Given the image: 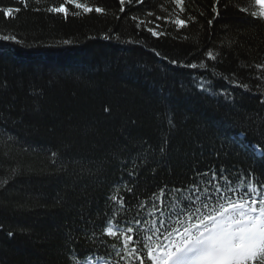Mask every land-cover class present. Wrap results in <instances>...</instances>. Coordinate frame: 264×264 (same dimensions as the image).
<instances>
[{
  "label": "trees",
  "instance_id": "16d2710c",
  "mask_svg": "<svg viewBox=\"0 0 264 264\" xmlns=\"http://www.w3.org/2000/svg\"><path fill=\"white\" fill-rule=\"evenodd\" d=\"M62 2L44 0L37 5L26 0L25 7L18 0H0V9L21 8L13 19L0 11V35H16L23 42L0 41V264H70L69 227H84L82 213L94 221L91 227L102 231L108 218L103 214L111 215L106 197L121 178L134 191L121 188L127 203L117 218L129 220L138 212L147 214L139 205L147 204L161 186L182 184L195 171L223 165L233 171L251 170L264 180V157L251 148L264 146V135L247 119L264 124V89L233 88L212 77L211 71L169 63L204 60L211 67L213 62L203 53L218 47L229 30L235 35L239 29L243 47L229 52L216 70L218 76L234 73L254 87L256 70L245 65L264 60V25L252 24L238 7L225 8L224 3L208 25L213 0H185L181 18L191 14L196 20L179 31L164 19L155 20L175 18L170 0L125 4L123 13L119 0H82L105 7L107 15L64 18L43 10ZM247 3L233 0V5ZM132 16L154 22L147 27L160 24L157 30L168 35L156 38L144 26L138 30ZM105 34L119 39L104 40ZM64 40L71 43L65 45ZM202 75L213 81L211 92L197 89L195 81ZM220 89L230 91L233 99L225 100ZM165 139L167 150L161 153ZM142 144L152 147L150 163L139 167L133 182L121 170L123 159L110 154L138 160ZM52 152L58 154L55 165ZM76 161L94 170L104 166L98 175L81 174ZM103 239L106 243L96 249L100 255L110 251L112 243L119 246L115 238Z\"/></svg>",
  "mask_w": 264,
  "mask_h": 264
},
{
  "label": "snow or ice",
  "instance_id": "6c2138e0",
  "mask_svg": "<svg viewBox=\"0 0 264 264\" xmlns=\"http://www.w3.org/2000/svg\"><path fill=\"white\" fill-rule=\"evenodd\" d=\"M44 0H35L40 5ZM18 3L27 7L26 0H18ZM143 3V0H119V12L125 11V4ZM175 5L173 12L175 18L155 16V20H165V23H172L177 31L188 27L194 23L195 16L188 14L186 18H181L185 14V0H170ZM224 3V7H238L239 13L244 14V19H250L254 25H264V0H248L247 5H233V0H213V19L207 21L212 25L213 20L220 15L218 5ZM65 5H72L75 11L70 13ZM36 11L41 9L37 8ZM47 13L63 14L67 18L72 16L80 17L84 14L97 13L107 15V9L102 6H89L82 0H63L58 6H49L43 9ZM8 19L15 18V14L21 11L20 7H5L0 9ZM201 16L204 12L199 13ZM148 16L154 13L148 12ZM119 19V16L115 17ZM139 30L142 26L151 33L153 37L159 38L168 35L164 31H158L160 24L155 27H147L153 21L140 20L137 16H132ZM242 31L237 29L235 35L231 30L226 33L224 40L216 48H209L203 55L207 61L213 62L211 67L204 60L199 63H183L178 60H170L173 66L186 67L193 70L211 71L212 77L226 80L233 88H241L248 92L264 89V60L260 63H247L248 69H255V80L258 81L253 86L235 78V74L229 76H218L217 65L223 61L229 52L242 48L243 44L237 39L242 35ZM104 40L119 39V36L105 34ZM187 39V37H185ZM0 41L22 44L23 42L16 35H0ZM132 42V41H129ZM65 45L71 43L69 40L62 42ZM160 56V53H156ZM164 59H167L166 57ZM196 87L202 92H211L213 81L200 76L195 81ZM216 94V93H213ZM219 95L225 100H232V93L226 89H220ZM264 95V91H260ZM264 102V101H262ZM105 112L109 109L106 107ZM250 125L261 135H264V124H257L256 121L248 117ZM171 128L175 127L173 119L168 120ZM8 140L12 137L9 134ZM168 140L165 139L159 148L161 153L166 152ZM254 153L264 157V146L254 144ZM139 152L143 156L138 160L123 158L122 153L110 154L112 159L120 156L123 159L121 170L126 172L128 177L135 182L139 177V167L148 166L150 161L148 156L152 154L150 145L142 144ZM219 155V154H217ZM51 163H57L58 154L51 153ZM80 165V173L87 175H98L103 164L94 169L89 168L83 161H76ZM131 165V168H129ZM61 171L65 168L61 165ZM13 169V174H15ZM155 169H153V174ZM4 185L7 180L2 182ZM123 188L129 194L134 191L129 186V181L121 178V183L113 185L112 191L107 195L105 204L111 210L109 216L106 211L103 215L107 218L106 226L99 233L91 225L94 221L91 217L80 215L82 228L69 227L68 229V256L70 264H264V180L258 178L251 170H229L223 165L212 167L205 171H195L188 180L179 185L164 184L158 191L148 197L147 204H140L139 207L147 214L141 215L139 212L131 220L126 216L117 218V215L124 210L127 203ZM62 202L58 200V203ZM76 233V234H74ZM13 235L12 232L8 233ZM103 237L115 238L119 242L110 245V251L106 250L105 255H100L96 251L99 246L106 241ZM83 244V247L80 245ZM92 249V251H89Z\"/></svg>",
  "mask_w": 264,
  "mask_h": 264
}]
</instances>
